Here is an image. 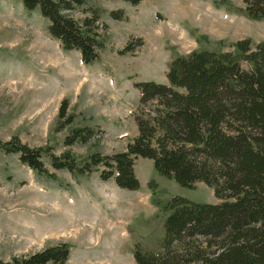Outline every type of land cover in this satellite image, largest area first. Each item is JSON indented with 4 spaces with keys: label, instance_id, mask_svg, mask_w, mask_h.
<instances>
[{
    "label": "rangeland",
    "instance_id": "rangeland-1",
    "mask_svg": "<svg viewBox=\"0 0 264 264\" xmlns=\"http://www.w3.org/2000/svg\"><path fill=\"white\" fill-rule=\"evenodd\" d=\"M89 2L102 9L101 20L109 29L98 60L85 64L78 50H65L51 36L49 22L38 10L25 9L20 0H0V141L18 136L32 148L50 146L57 155L70 150L79 162L94 152H122L138 134L136 82L168 83L172 60L193 49L220 51L232 48L238 39L251 38L254 44L264 40V20L248 17L243 0H143L137 6L120 0ZM113 10H122L125 18H112ZM76 16L84 14L79 11ZM129 42L134 49L121 54ZM54 51L71 62L73 71L65 76L59 72L62 63ZM64 99L69 101L68 113L74 115V122L60 130ZM86 126L95 130L89 142L65 145L72 129ZM43 161L56 180L21 163L17 154L0 149L3 260L41 250L49 243L42 237L45 227L57 224L69 211L72 222L77 218L87 227L105 228L107 240L109 235L115 234L116 240L123 236L118 244L123 253L114 263L128 264L131 257V264H136L135 244L145 251L160 250L163 206L173 197L197 203L221 201L203 182L188 188L160 175L149 158L136 161L141 183L137 190L120 188L113 179L102 181L97 174L80 176L55 169L48 157ZM110 193L117 199L108 205L104 196Z\"/></svg>",
    "mask_w": 264,
    "mask_h": 264
},
{
    "label": "trees",
    "instance_id": "trees-1",
    "mask_svg": "<svg viewBox=\"0 0 264 264\" xmlns=\"http://www.w3.org/2000/svg\"><path fill=\"white\" fill-rule=\"evenodd\" d=\"M20 1L48 20L49 33L65 50H78L85 64L98 60L109 29L101 20V8L89 0ZM122 1L139 5L143 0ZM243 1L248 17L264 20V0ZM79 11L84 17L76 16ZM111 16L125 18L122 10L111 11ZM232 47L176 56L168 83L136 82L138 134L125 151L94 152L79 162L70 150L57 155L50 146L32 148L18 136L0 141V149L17 154L21 163L53 180L57 175L46 168L44 157L55 169L78 175L99 172L103 181L114 179L128 190L141 186L135 160L152 159L160 175L188 188L203 182L221 201L173 197L163 206L160 250L145 251L136 244V264H264V40L254 44L243 38ZM133 49L129 42L120 53ZM68 108L64 99L60 130L74 122ZM94 135L92 127L74 128L64 143H87ZM149 186L154 188V183ZM70 248L61 242L9 260L0 258V264H69Z\"/></svg>",
    "mask_w": 264,
    "mask_h": 264
},
{
    "label": "crops",
    "instance_id": "crops-1",
    "mask_svg": "<svg viewBox=\"0 0 264 264\" xmlns=\"http://www.w3.org/2000/svg\"><path fill=\"white\" fill-rule=\"evenodd\" d=\"M120 1H122V0H120ZM135 6H137V5H135ZM137 9L135 8V10H137ZM139 9H141L140 6H139ZM213 10H209L208 14L211 15ZM244 10H245V8H244ZM206 11H207V9H206ZM200 15L201 14H199V16ZM222 16L227 17V14H224ZM182 38H184V36ZM231 49H233V47L232 48L224 47L220 51H228ZM194 50H196V49H193L192 51H194ZM192 51H190V52H192ZM216 51H218V50H216ZM190 52L181 53L180 55H185V54H188ZM99 55H100V51H99ZM139 82H141V81H139ZM156 82H158V81H156ZM137 90L138 91H136V93H137V96H139L140 91H139V89H137ZM138 159H140V158H138ZM137 160H135V163H134V170H135V174H136L137 178L138 177L140 178L139 172H138V167L136 168V161ZM94 174H97L98 177L100 178L99 172H94L90 176H93ZM80 176H84V175H80ZM109 180H111V179H109ZM109 180H107V181H109ZM154 193L156 194L155 191H153L152 194L155 195ZM104 199L107 200L108 205H110L113 201H116L117 198L115 197V195L113 193H110V194L105 195ZM152 200H153V197H152ZM70 216H71V213L69 211H67V212L63 213L62 220L60 222H58L57 224H53L51 227L48 225L45 227V231L42 233V237L44 236L45 239L47 238V240H49V243L47 245H45V247L48 245H54V244H58L61 242L69 243L71 246L70 256H69V260H68L69 264H115L114 263L115 257L120 252L123 253V247L122 246L118 247V244L120 242L124 241V237L118 236L119 239L116 240L117 237L114 234V236L109 235V239L107 240V238H106L107 235L105 234V231H106L105 228L100 229V226L98 224H94L95 226L91 225L90 227H87L86 225H82V220L78 221L77 218H72L74 220L72 222L70 220ZM96 228H98V229H96ZM124 231H125V228H122V232H124ZM55 237L59 238L58 239L59 242L58 243H51V241ZM102 238H103V242H102ZM113 242H115V243L112 245ZM45 247H43V248H45ZM132 259H131V257L129 258L128 264L132 263Z\"/></svg>",
    "mask_w": 264,
    "mask_h": 264
},
{
    "label": "bare ground",
    "instance_id": "bare-ground-1",
    "mask_svg": "<svg viewBox=\"0 0 264 264\" xmlns=\"http://www.w3.org/2000/svg\"><path fill=\"white\" fill-rule=\"evenodd\" d=\"M54 53V55L58 58V59H60L61 60V63H62V67L60 68V69H58L59 70V72L63 75V76H65V73L66 72H68V71H73L72 70V65H70V61H67V60H65V58H63V57H61L60 55H59V53L58 52H56V51H54L53 52ZM58 55V56H57ZM57 66V65H56ZM58 67V66H57ZM44 68V67H43ZM76 71V70H75ZM79 73H80V71H79Z\"/></svg>",
    "mask_w": 264,
    "mask_h": 264
}]
</instances>
